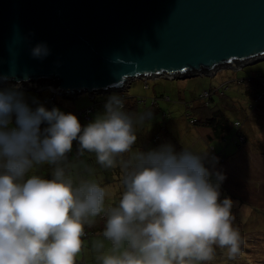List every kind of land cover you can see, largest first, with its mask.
Segmentation results:
<instances>
[{"label":"clouds","instance_id":"obj_1","mask_svg":"<svg viewBox=\"0 0 264 264\" xmlns=\"http://www.w3.org/2000/svg\"><path fill=\"white\" fill-rule=\"evenodd\" d=\"M49 54L43 44L32 50L35 58ZM20 87L0 88V264H76L85 226L102 213V237L112 250L103 254V241L93 243L101 264H205L217 248L230 260L241 255L233 201L220 199L226 176L205 167L207 153L176 152L171 144L133 151L135 126L152 113H129L120 95L108 97L103 113L82 127L58 108L33 110ZM74 141L79 155L94 153L105 169L119 161L118 205L105 207L107 191L98 183L73 179L67 161ZM45 164L54 166L51 179L30 174Z\"/></svg>","mask_w":264,"mask_h":264},{"label":"water","instance_id":"obj_2","mask_svg":"<svg viewBox=\"0 0 264 264\" xmlns=\"http://www.w3.org/2000/svg\"><path fill=\"white\" fill-rule=\"evenodd\" d=\"M262 60L264 0H0V88L91 100Z\"/></svg>","mask_w":264,"mask_h":264},{"label":"rangeland","instance_id":"obj_3","mask_svg":"<svg viewBox=\"0 0 264 264\" xmlns=\"http://www.w3.org/2000/svg\"><path fill=\"white\" fill-rule=\"evenodd\" d=\"M257 72L264 76V60L247 65L242 72L222 70L213 77L150 80L148 90L144 87L143 80L135 79L125 92L128 97L125 104L129 99L139 102L136 104L137 109L135 107L131 109V104L128 103L130 113L134 115L152 113L151 120L135 126L137 141L133 145V151L147 152L158 149L163 144H171L176 152H178L177 146L180 150L184 148L198 153H207L206 168L213 173L221 172L226 176L220 186V199L230 198L233 201L234 227L239 228L244 244L241 255L236 259L230 260L226 250L217 248L215 258L205 264H264V101H254L256 94L254 90L253 93L251 92V86L259 83L255 79ZM242 78L248 79L237 84ZM260 86L264 91V84L261 83ZM245 87L250 89L252 93L250 96H246ZM211 88H223L222 96H224L223 100H226L223 104L228 109L227 116L231 128L222 136V139L215 138L206 126L193 125L192 121L199 118V113L190 108L187 109L190 104L196 106L201 92ZM23 93L25 102L33 110L40 105L49 111L52 110V106L45 102L50 97L48 92ZM113 94L119 93L96 94L95 99L102 101ZM79 97L74 100L57 97L55 108L69 114L67 112L69 104L75 103V108H79L87 102L89 106L91 101L87 94H81ZM139 98H144V102H140ZM214 98L218 100L217 95ZM151 99H155V106L151 105ZM249 101L251 108L247 105ZM103 111L102 109L94 111L90 120L81 122V126L84 127L92 122ZM74 113L76 112L72 114ZM163 113L167 114L165 130H162ZM187 114H190L192 119H189ZM234 121L239 123L238 129L240 128L239 131L242 134V145L238 151L229 149L225 141L230 140L237 130L233 124ZM156 136L158 139L155 138ZM154 138L157 139L155 142ZM211 152H222V157L218 158L220 164L213 162ZM130 155L131 153H126L123 158L127 159ZM68 156L74 155L68 154ZM78 156L70 158L67 163L72 166L70 168L74 172L73 179L76 181L80 175L81 179L94 181L104 187L107 191L105 207L112 206L109 202L118 199L123 191L122 184L118 180L123 174L119 161L116 168L105 169L96 162L94 153L85 152ZM211 179L215 182V175ZM98 240H102L105 245L103 254L111 253L110 242L103 240L101 235L95 234L85 240L82 251L77 256L79 260L84 261L83 264H101L97 259L101 253L93 249V243Z\"/></svg>","mask_w":264,"mask_h":264},{"label":"trees","instance_id":"obj_4","mask_svg":"<svg viewBox=\"0 0 264 264\" xmlns=\"http://www.w3.org/2000/svg\"><path fill=\"white\" fill-rule=\"evenodd\" d=\"M258 74H260V73H258ZM260 75L263 76L262 74H260ZM260 85L261 84L258 83V84H255V86H253V87L251 86V92L253 90H254V93L255 94L257 92H264L262 90V86H260ZM214 90H215V88H211V89H208L206 91H208V93L210 94ZM251 92H250V89H248V88L245 87V94H246V96H250L253 93V92L252 93ZM215 95L218 96V100H216L214 98ZM200 96H201V94L198 96V101H197V105L196 106H192L191 104L189 106H187V109L190 108L191 110H194V111H196V112L199 113V118H196V119H194L192 121L193 125L195 124V125H203V126H206V127H208L212 131L213 136L215 138H219V139L221 138L222 139V136L225 133H227L229 131V129L231 128V123H230L229 118L227 116L228 109L223 104V102H226V100L225 101L223 100L224 99V96H222L221 94H217V93L216 94H211L207 98H201ZM57 97H59V96H56L55 97V106L57 104ZM50 99H51V95L45 101L48 104H50L51 103ZM126 99H128V97ZM225 99H226V95H225ZM124 102H126V100H124ZM127 102L129 104L132 103L133 105L137 103L136 101H133V100H130V99ZM128 103L125 104V110H127L129 108ZM248 103H250V101ZM55 106H52V108L55 107ZM152 106H155V105H152ZM86 107H88V106H86ZM86 107H84V108H86ZM133 107H131V108H133ZM84 108H82V109H84ZM82 109L76 111V113L79 112V111H81ZM72 113L73 112H71L70 114H72ZM189 115L190 114H187L188 118L189 119H192V117H190ZM89 116H91V115H89ZM163 118H164V122L162 124V130H165V123H166L165 122V119L167 118V114L163 113ZM78 120H79L80 123L81 122H87L88 121V120H84V119L81 120V121H80V119H78ZM13 122H14V120H13ZM235 123H237V121H234L233 124L235 125ZM45 127H46V125H44V124L41 125V129L42 130ZM230 140H225L226 141V146H228L229 149H231V150L238 151V149H232L230 147ZM73 144L76 145V149L78 150V147H79L78 142L74 141ZM176 150L178 152L182 151L177 146H176ZM215 154H216L217 158H221L222 157V152H218V153H215ZM69 161H70V158L68 156V161L67 162H69ZM78 177L79 178H77V180H76L77 183L81 180V176L79 175ZM122 178H123V174L121 175L120 178H118V180L121 182V184H122ZM122 187H123V184H122ZM123 190H124V188H123ZM96 219L100 222L99 225H101V227H99V228H94V227L89 228V227L85 226L86 237L83 238V245H84V240H88L90 237L95 236V234H97V235L99 234V235L102 236V232H103V229H104L105 218H101L99 216ZM110 244H111V242H110ZM76 264H82V263L81 262H78V260L76 259Z\"/></svg>","mask_w":264,"mask_h":264},{"label":"built area","instance_id":"obj_5","mask_svg":"<svg viewBox=\"0 0 264 264\" xmlns=\"http://www.w3.org/2000/svg\"><path fill=\"white\" fill-rule=\"evenodd\" d=\"M242 71V69L241 70H239L238 72H241ZM246 79H248V78H242V79H240L238 82H237V84H241V82H243V80H246ZM255 79L261 84H264V77L263 76H261L260 74H256V77H255ZM143 81H144V87L148 90L149 89V80H146V79H142ZM263 86V85H262ZM223 88H217V89H215L212 93H208V91H203L202 93H201V98H207V97H209V95H211V94H223ZM45 91H47L50 95H51V99H50V101H51V103H50V105L51 106H55V97L57 96V95H55L51 90H50V88H47V89H45V90H43L42 92H45ZM37 93H41V92H37ZM118 95H120V96H122L123 98H124V100H126V98H127V96H126V94H125V92L124 93H119ZM126 96V97H125ZM144 98H139V100H140V102H144V100H143ZM255 100H257V101H264V92H257L256 93V95H255V98H254V101ZM91 101V103H90V105L88 106V107H86V108H84V109H82L81 111H79V112H77L76 114L74 113L73 115H75L78 119H80V121L81 120H88V119H90V116L89 115H91L94 111H97L98 109H102V110H104V105L106 104V102H107V99H104V100H102V101H97L95 98L94 99H91L90 100ZM137 101V100H136ZM46 102V101H45ZM138 102V101H137ZM151 105H156V101H155V99H151ZM251 108V106H250V103H249V105H248V108ZM235 126L237 127V130H236V132H235V134H234V136L232 137V139L230 140V147L232 148V149H239L240 147H241V145H242V134H241V132L239 131V129H238V127H239V123L237 122V123H235ZM155 138H157L158 139V137L156 136ZM153 139V141L155 142V140H157V139ZM210 156H211V158L212 157H216L217 158V156H216V154L214 153V152H211L210 153ZM218 161H219V159H218ZM214 163H216L215 161H213ZM100 217L101 218H104V214H101L100 215ZM84 237H86V233H85V236ZM83 237V238H84Z\"/></svg>","mask_w":264,"mask_h":264},{"label":"crops","instance_id":"obj_6","mask_svg":"<svg viewBox=\"0 0 264 264\" xmlns=\"http://www.w3.org/2000/svg\"><path fill=\"white\" fill-rule=\"evenodd\" d=\"M78 98H80V97H78ZM88 102H89V99H88ZM137 102V101H136ZM89 104H90V102H89ZM131 104V107H135L136 109H137V105L136 104H139V102H137L136 104H132V103H130ZM75 103H72V104H69L68 105V108H67V112H69V113H71V112H76V111H78V110H80V109H82V108H84V107H86L87 105H88V103L87 102H85L82 106L80 105L79 106V108H75ZM247 105H249V103L247 104ZM132 109V108H131ZM103 111V110H102ZM129 113H130V108H128V110H127ZM91 117V116H90ZM13 120H14V118H13ZM90 119H88V121H89ZM44 125H46V124H44ZM47 127V126H46ZM70 154H73L74 156H72V157H76V156H78V152H77V149H76V145L75 144H73V149H72V152L71 153H69V155ZM71 156L69 157V158H72ZM78 158H79V156H78ZM68 163V162H67ZM219 164V163H218ZM68 171H69V173L71 174V175H73L74 174V172H72V170H71V168L70 167H72L70 164H68ZM53 167L54 166H51V165H47V164H45V165H41V166H38L37 168H34L33 170H32V173H30V174H36V175H40V176H42L43 178H45V179H51L52 177H51V173H52V170H53ZM123 192V191H122ZM120 198H121V195L119 196V198L118 199H116L115 201H111V202H109L112 206H116V205H118V202H119V200H120ZM99 221L96 219L95 220V224L92 226V227H94V228H99V227H101V225H99ZM84 243H85V240H84ZM76 259L78 260V262H81L82 264H83V260H79L77 257H76Z\"/></svg>","mask_w":264,"mask_h":264},{"label":"flooded vegetation","instance_id":"obj_7","mask_svg":"<svg viewBox=\"0 0 264 264\" xmlns=\"http://www.w3.org/2000/svg\"><path fill=\"white\" fill-rule=\"evenodd\" d=\"M243 70V69H242Z\"/></svg>","mask_w":264,"mask_h":264}]
</instances>
